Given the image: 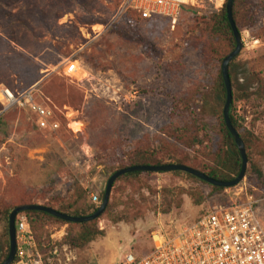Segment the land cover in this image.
Returning a JSON list of instances; mask_svg holds the SVG:
<instances>
[{"label":"rangeland","instance_id":"1","mask_svg":"<svg viewBox=\"0 0 264 264\" xmlns=\"http://www.w3.org/2000/svg\"><path fill=\"white\" fill-rule=\"evenodd\" d=\"M247 1L256 6L255 25L239 28L244 45L233 62L231 105L239 133L253 141L245 151L246 172L256 165L264 175V98L253 95L258 82L264 87V0ZM85 2L71 1L70 11L61 14L62 0H0V86L22 92L40 85L36 101L61 121L56 133H48L33 125L27 111L0 114V212L24 204L95 206L91 196L103 194L115 162L131 150L154 149L163 156L175 144L176 152L205 165L220 151L213 89L221 64L212 48L221 42L205 34L188 37V29L195 31L189 10L172 30L166 22L117 19L118 0ZM17 15L28 28L17 25ZM241 183L248 194L264 199V184L250 175ZM236 189L218 193L169 174L140 183L118 181L109 197L112 216L126 212L128 198L137 203L125 221L112 224L100 217L105 237L77 250L57 246L68 226L44 220L33 233L37 245L43 244L37 251L44 264H122L128 255L139 260L152 251L155 237L172 238L209 207L235 201ZM200 196L205 199L196 206ZM170 200L180 206L164 213ZM256 215L264 228V201ZM6 228L0 213V258L8 243Z\"/></svg>","mask_w":264,"mask_h":264},{"label":"built area","instance_id":"2","mask_svg":"<svg viewBox=\"0 0 264 264\" xmlns=\"http://www.w3.org/2000/svg\"><path fill=\"white\" fill-rule=\"evenodd\" d=\"M226 2L123 0L116 18L132 11L143 20L167 19L170 28L174 30L184 8H193L201 13H217ZM0 106L2 113L13 108L27 111L34 125L41 131L56 133L60 129L53 111L36 101L33 89L14 94L0 86ZM238 186L233 188H237L232 194L235 201L209 207L201 219L184 227L172 238L155 237L149 254L139 260L128 255L122 264H264V228L256 215L257 206L264 199L258 200L248 194L246 187ZM91 198L94 205L100 204L96 195ZM15 241L16 251L12 264H44L26 217L16 218Z\"/></svg>","mask_w":264,"mask_h":264},{"label":"trees","instance_id":"3","mask_svg":"<svg viewBox=\"0 0 264 264\" xmlns=\"http://www.w3.org/2000/svg\"><path fill=\"white\" fill-rule=\"evenodd\" d=\"M50 1V0H49ZM75 2L81 6H86L85 0H62L63 3H65L64 9H62V13H66L70 11L68 9L70 2ZM123 0H118L117 6L115 8V15H117L119 6ZM256 6L254 4L249 3L247 0H234L233 6H232V16H233V21L236 25V28L239 32V28H245L248 25H255V8ZM189 10L191 12L190 18L193 19V24H195V31L190 32L188 29V37L191 38V36H196L199 37L202 34L208 35L210 38L213 40H216V42H221V45H214L212 48V53L213 55L217 58L218 62L222 64L223 59L229 55L234 49H235V39L233 37L232 31L230 29L229 23L227 21V15L225 12V5L222 7V9L219 12H202L201 15H196L195 9L193 8H184L182 12ZM58 13V12H57ZM55 13V14H57ZM125 17H131L134 20H136L139 23H158V22H166L168 26H170L169 21L167 19H154V20H143L140 18L139 15H137L135 12L128 11L126 12L123 16H121L118 19L125 18ZM22 18L20 15H17L14 19L15 22L17 23L18 26L20 27H26L28 28L27 25L28 22L25 20V23L22 21ZM240 33V32H239ZM126 38L130 41L136 42L138 44H142L146 46L148 42H145L139 37H135L132 35H127L124 34ZM10 40L17 43L16 39L12 36L10 37ZM21 48L24 49L23 45H19ZM228 47V51L224 53V47ZM57 49V48H56ZM58 53L59 50L57 49ZM235 58L230 62L229 64V77H230V82H231V88H232V67H233V62ZM253 76L251 75V78ZM17 78V77H16ZM250 78V79H251ZM40 79V78H39ZM35 80V82H32L30 84H26L25 87L26 89L30 88L33 86L38 80ZM258 87L257 89L253 92V95H258L261 96V98H264V87L261 82H258ZM7 88L6 86H4ZM40 87V85H39ZM36 87L33 89L34 94H37L38 88ZM14 94H20L22 92L14 91L12 89L7 88ZM29 90V89H28ZM214 96H215V101H216V106L214 110V115L217 119L218 122V135L221 139L222 146L220 148V151L215 153L212 157V164L211 165H205V164H198L195 160L190 159L186 154H183L181 151L176 152V146L171 145V149L164 152L163 156H160V152L156 151L154 149H144V150H131L129 153H127V156L124 158H121L120 160H117L115 162V168L112 171V174L118 170L130 168V167H135V166H165V165H182L186 166L188 168H191L193 170H196L204 175H206L209 178H212L214 180L218 181H230L236 178L240 172L241 168V158L239 155V152L237 150V147L235 146V143L230 136L228 130L226 129L224 120H223V115H222V109L225 103V88L223 84V80L221 77V67L218 73V78L215 83V87L213 89ZM49 96H46V100L50 102ZM46 106L45 104H43ZM49 109H51L54 113V118L59 122L61 126V121L57 117L56 113L54 110L46 106ZM11 111H21L20 109L13 108L9 110L8 112L2 113V108L0 106V114L1 116L9 113ZM23 112L27 113L25 110H22ZM234 108L233 105H230L229 109V118L231 121V125L234 128V130L239 134L240 139L242 140V143L244 145L245 151H248L252 148L253 141L251 138H249V135L246 134L242 136L239 133V123L235 119L234 116ZM34 125V123H33ZM35 126V125H34ZM36 127V126H35ZM37 128V127H36ZM38 129V128H37ZM39 130V129H38ZM193 140H196V138L193 137ZM174 143L180 144V145H186V143L181 140L180 137H174L173 139ZM198 142V140H197ZM168 145V144H167ZM187 147V146H185ZM175 151V152H172ZM246 153V152H245ZM111 174V175H112ZM163 174H169L172 176L176 177H183L188 180H192L195 182H198L200 184H206L197 178L182 173V172H169V173H163ZM154 174L151 173H131V174H126L121 177H119L115 182L118 181H123V180H128V181H136L137 183L141 182L142 178L152 176ZM250 175L253 179L257 180L260 184H264V175L262 174V171L260 168L256 165H251L250 170L245 173V177ZM113 184V185H114ZM208 185V184H206ZM210 186V185H208ZM214 192L218 193H223L225 189L223 188H217L210 186ZM113 188V186H112ZM103 198V194H97V199L99 203H101ZM205 197L200 196L199 200H194V203L196 206H199L203 203ZM25 205V204H24ZM31 205V204H27ZM20 206V205H19ZM46 208H50L52 210H56L59 213L62 214H67L70 216L74 217H85V216H90L92 215L96 210L97 206H92V207H87V208H77L75 203L73 204H65L64 202H57L55 204H48V205H42ZM179 203L178 202H173L172 200L166 201L164 204V213H169L171 212L172 209L174 208H179ZM17 207V206H15ZM3 208L1 210V214H3V218L5 222L8 225V218L10 212L15 208ZM124 207L126 208V212L121 213L119 216L114 217L112 216V205L108 202V205L104 211V213L100 216H104L106 220L111 222L112 224H117L120 222L125 221L126 216L128 214V211L131 209H134L137 207V203L131 199L128 198L126 203L124 204ZM18 216H23L26 217L28 224L30 225V228L32 230V235L33 239L35 241L36 247L38 248L37 250L41 251V244L38 240V245L36 242V239L34 237V234L38 230V224H41L44 220L48 221H53L58 224L66 225L68 226V232L66 236L62 239V242L57 244L58 247L60 246H67L68 248L71 249H77V250H82L89 246L91 243L95 242L99 238L105 237V232L99 230L98 228V221H91V222H86L82 224H72V223H65L60 221L59 219L53 218L45 213L42 212H35V211H29V212H23L19 214ZM202 218V217H201ZM199 218V219H201ZM198 219V220H199ZM197 220V221H198ZM196 221V222H197ZM4 235L6 238H8V230L7 228L4 231ZM8 247H9V240L8 243L6 244V250L5 254L0 258V264L6 259L8 255Z\"/></svg>","mask_w":264,"mask_h":264},{"label":"water","instance_id":"4","mask_svg":"<svg viewBox=\"0 0 264 264\" xmlns=\"http://www.w3.org/2000/svg\"><path fill=\"white\" fill-rule=\"evenodd\" d=\"M233 2L234 0H227L225 4V12L227 15V21L229 23L233 37L235 39L236 46H235V49L223 59L222 64H221V77H222L224 88H225V103L222 109V115H223V120H224L226 129L228 130L230 136L232 137L235 143V146L237 147V150L239 152L240 158H241V168H240V172L238 176L230 181H218V180L209 178L206 175L196 170H193L191 168H188L182 165L135 166V167L118 170L109 177L106 183L104 192H103L102 201L100 205L97 207V210L90 216L74 217V216H70L67 214L59 213L56 210H52L50 208H46L42 205H37V204L17 206L9 214L8 225H7L8 240H9L8 255L1 264H12L14 260L15 251H16L15 222L19 214L23 212H29V211L42 212L53 218L59 219L62 222L72 223V224H82V223L98 220L100 216L104 213L108 205L109 197H110L114 182L123 175L131 174V173L163 174V173H169V172H182V173L191 175L210 186L217 187V188H223L225 190L235 188L243 181L245 177L246 168H247L246 153H245L242 140L240 139L239 134L232 127L231 121L229 118V109H230V105L232 102V88H231V82H230V77H229V64L234 58H236L239 55V53L243 49V43L241 41L240 33L238 32L236 25L233 21V16H232Z\"/></svg>","mask_w":264,"mask_h":264},{"label":"crops","instance_id":"5","mask_svg":"<svg viewBox=\"0 0 264 264\" xmlns=\"http://www.w3.org/2000/svg\"><path fill=\"white\" fill-rule=\"evenodd\" d=\"M77 63V62H76Z\"/></svg>","mask_w":264,"mask_h":264}]
</instances>
